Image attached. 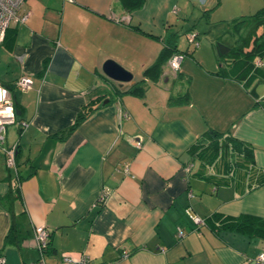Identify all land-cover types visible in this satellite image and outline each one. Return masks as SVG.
Masks as SVG:
<instances>
[{
    "label": "crops",
    "instance_id": "1",
    "mask_svg": "<svg viewBox=\"0 0 264 264\" xmlns=\"http://www.w3.org/2000/svg\"><path fill=\"white\" fill-rule=\"evenodd\" d=\"M24 8L28 20L0 44L16 118L4 142L15 146L14 166L0 146V264L38 259L37 225L50 234L47 264L62 253L112 264H264V238L216 218H264V54L245 53L264 34L253 17L264 0ZM161 54L159 75H145ZM106 59L132 82L109 78ZM23 75L29 88L16 85Z\"/></svg>",
    "mask_w": 264,
    "mask_h": 264
},
{
    "label": "built area",
    "instance_id": "2",
    "mask_svg": "<svg viewBox=\"0 0 264 264\" xmlns=\"http://www.w3.org/2000/svg\"><path fill=\"white\" fill-rule=\"evenodd\" d=\"M25 0H0V44L3 43L6 35V31L9 26L17 23H25L29 16L30 10L24 8ZM193 37H191L192 39ZM181 53H175L170 57L169 64L175 71L180 69ZM257 65L261 63V60H257ZM32 84V78L29 76H20L16 85L22 89L29 88ZM15 109L14 103L9 89L0 82V146L3 149L7 162L10 166L15 165V146H4L7 126L15 123ZM24 123V122H23ZM139 144V142H137ZM103 197H101L102 200ZM191 219L195 224L200 225L204 223V220L198 215L193 214L189 208H187ZM182 232L178 230L177 234ZM49 231L43 225H37L34 227V238L36 241V247L39 251L38 259L35 262L26 264H47L44 255L49 246ZM127 255L123 252L121 256ZM2 260V259H0ZM258 262H264V252H261L257 256ZM56 264H112V262H92L86 255H80L78 257L71 256L67 253H62L60 260Z\"/></svg>",
    "mask_w": 264,
    "mask_h": 264
},
{
    "label": "trees",
    "instance_id": "3",
    "mask_svg": "<svg viewBox=\"0 0 264 264\" xmlns=\"http://www.w3.org/2000/svg\"><path fill=\"white\" fill-rule=\"evenodd\" d=\"M253 17H254V22L256 25L260 23H264V11H261L253 15ZM246 37H245V41H247ZM258 39H259V42L257 44H254V46L249 51L245 52V53H250L251 57L257 54H264V34H261ZM217 47L220 53L226 52L229 49L228 46L222 43H218ZM163 60H164V55L163 54L159 55L158 58L155 60V62L152 64V66L148 68L147 70H145L144 72L145 75H148L151 77H155L154 74L159 75V73L161 72V65H162ZM81 117L82 116H79L77 118V121H79ZM210 133L214 137L219 135V133L215 131H210ZM203 145L204 144L201 143L197 145V147H203ZM216 145H217V149L221 147V144H219L218 140H216ZM216 218L219 219L218 220L219 226L221 225L222 227H225L228 229H235L249 236H260L261 238H264V218L252 216L248 214H242L239 216L224 215V216H217Z\"/></svg>",
    "mask_w": 264,
    "mask_h": 264
},
{
    "label": "water",
    "instance_id": "4",
    "mask_svg": "<svg viewBox=\"0 0 264 264\" xmlns=\"http://www.w3.org/2000/svg\"><path fill=\"white\" fill-rule=\"evenodd\" d=\"M103 72L111 79L120 84L132 82L133 74L114 59H106L102 65Z\"/></svg>",
    "mask_w": 264,
    "mask_h": 264
},
{
    "label": "rangeland",
    "instance_id": "5",
    "mask_svg": "<svg viewBox=\"0 0 264 264\" xmlns=\"http://www.w3.org/2000/svg\"><path fill=\"white\" fill-rule=\"evenodd\" d=\"M247 23H251V22H247Z\"/></svg>",
    "mask_w": 264,
    "mask_h": 264
}]
</instances>
